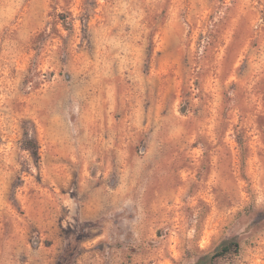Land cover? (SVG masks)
I'll return each mask as SVG.
<instances>
[{"label": "rangeland", "instance_id": "1", "mask_svg": "<svg viewBox=\"0 0 264 264\" xmlns=\"http://www.w3.org/2000/svg\"><path fill=\"white\" fill-rule=\"evenodd\" d=\"M0 264H264V0H0Z\"/></svg>", "mask_w": 264, "mask_h": 264}, {"label": "trees", "instance_id": "2", "mask_svg": "<svg viewBox=\"0 0 264 264\" xmlns=\"http://www.w3.org/2000/svg\"><path fill=\"white\" fill-rule=\"evenodd\" d=\"M184 111V110H183ZM24 148L29 150L33 156L38 157V144L34 139H28L24 143ZM238 251V243L235 241L225 242L220 251H217L213 254V258L224 256L231 252Z\"/></svg>", "mask_w": 264, "mask_h": 264}]
</instances>
